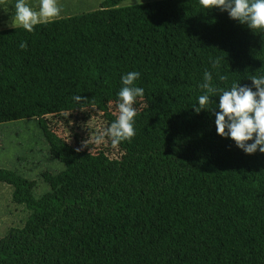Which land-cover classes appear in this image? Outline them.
I'll return each mask as SVG.
<instances>
[{
  "label": "trees",
  "instance_id": "obj_1",
  "mask_svg": "<svg viewBox=\"0 0 264 264\" xmlns=\"http://www.w3.org/2000/svg\"><path fill=\"white\" fill-rule=\"evenodd\" d=\"M121 1L0 30V123L37 118L65 164L42 173L40 197L34 180L0 167L30 211L0 239V264H264V153L217 134L219 92L208 109L192 107L205 70L218 90L264 74V32L198 0ZM130 71L144 92L117 155L51 128L48 115L83 109L113 122L109 104Z\"/></svg>",
  "mask_w": 264,
  "mask_h": 264
},
{
  "label": "clouds",
  "instance_id": "obj_2",
  "mask_svg": "<svg viewBox=\"0 0 264 264\" xmlns=\"http://www.w3.org/2000/svg\"><path fill=\"white\" fill-rule=\"evenodd\" d=\"M198 4L205 10L219 8L226 11L229 18L246 25L252 31L264 32V0H198ZM13 7L11 26L20 27L27 32H32L38 24L54 19L60 11L57 0H39L36 10L26 0H15ZM18 46L24 49L26 44L21 41ZM217 62H213L214 67ZM139 75V72L130 71L121 76L122 87L116 94L118 115L105 132L97 137V142L106 135L115 146L134 136L133 124L137 113L133 103L144 92L143 88L134 84ZM202 79L199 87L205 91L197 97L193 110L198 114L201 110L208 109L207 105L211 103L209 94L219 92L212 96L219 97L218 104H215L219 111L214 112L217 134L233 140L246 154H253L257 150L264 153V74L250 77L251 87L234 82L227 90L214 88L210 83L212 74L207 70ZM220 79L224 80L226 77L220 76ZM73 99L80 101L82 97L74 96Z\"/></svg>",
  "mask_w": 264,
  "mask_h": 264
},
{
  "label": "rangeland",
  "instance_id": "obj_3",
  "mask_svg": "<svg viewBox=\"0 0 264 264\" xmlns=\"http://www.w3.org/2000/svg\"><path fill=\"white\" fill-rule=\"evenodd\" d=\"M104 0H57L60 9L55 18L78 15L100 7ZM156 0H123L119 6H131L137 3ZM15 0H0V30L12 27ZM34 10L38 9L39 0H26ZM136 108L137 106H134ZM109 111L118 115L116 102L109 104ZM51 128L73 144L86 145L93 152L104 150L109 155L118 154V148L112 145L105 135L97 142V137L104 133L112 123L104 112L96 109H83L66 112L64 115H48ZM0 167L17 171L26 178L34 180L35 197L42 196L50 189L42 177L43 172L58 173L65 164L52 156L38 120L35 117L0 123ZM13 187L0 182V239L12 227H22L30 213L24 204L12 200Z\"/></svg>",
  "mask_w": 264,
  "mask_h": 264
}]
</instances>
